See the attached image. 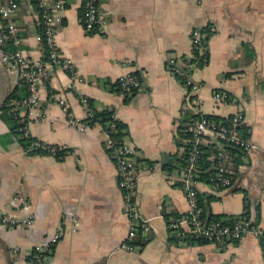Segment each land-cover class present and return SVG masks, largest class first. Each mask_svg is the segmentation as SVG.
<instances>
[{
  "label": "crops",
  "instance_id": "1",
  "mask_svg": "<svg viewBox=\"0 0 264 264\" xmlns=\"http://www.w3.org/2000/svg\"><path fill=\"white\" fill-rule=\"evenodd\" d=\"M82 1L65 0L58 12L57 41L75 71L71 75L55 68L51 84L65 94L78 119L83 118L82 93L95 109H112L124 125L123 140L134 147L142 168L134 200L141 215L151 218L150 229L134 238L136 250L119 247L128 217L105 135L98 127L80 131L72 126L42 91L46 112L31 121L29 133L69 151L62 157L29 154L15 139L0 142V214L36 217L29 228L16 226L0 235V264H14L11 245L30 247L58 229L61 238L41 264H264V0H102L103 33L83 28ZM20 2L15 18L21 48L27 58L37 59L38 9L31 0ZM195 26L214 31L204 65L191 70L192 81L199 84V104L189 106L185 97L190 87L167 70L166 62L173 53L188 73ZM129 73L138 74L141 85L122 95L115 85ZM9 75L13 90L17 78ZM215 92L227 99L216 100ZM236 113L254 148L239 153L241 163L232 162L231 187L213 189L204 179H197L196 187L210 213L224 216L222 220L243 219L246 230L224 243L171 241L166 217L187 209L179 185L186 154L185 140L177 133L180 120ZM7 130L0 120V135ZM19 194L30 200L29 209L18 205Z\"/></svg>",
  "mask_w": 264,
  "mask_h": 264
},
{
  "label": "built area",
  "instance_id": "2",
  "mask_svg": "<svg viewBox=\"0 0 264 264\" xmlns=\"http://www.w3.org/2000/svg\"><path fill=\"white\" fill-rule=\"evenodd\" d=\"M21 1V0H20ZM19 0H0V58L5 64L9 73H13L18 79H22L27 86L28 93L22 98L7 99L5 106L9 107L20 117L24 124V135H31L28 126L33 120L43 118L46 112V104L43 103L42 91H46V99L50 103H55L65 112L67 121L80 131H88L90 128L98 127L105 135V146L111 153L115 162L116 171L119 177V185L123 191L124 206L128 217V228L125 240L120 244V248L126 250H136L133 240L138 234H145L150 229V217L141 215L139 207L134 200L136 192V178L142 170L135 161V149L132 145L112 136L117 131L115 123L101 124L98 121L89 122L93 115V104L82 93L78 95L83 111V118L78 119L70 111L69 102L62 92L52 87L51 76L55 68H61L73 75L75 69L72 59L65 56L57 41L58 12L64 8L65 0H37L39 31L35 35L40 50V57L29 59L24 54L21 46L23 38L21 27L15 18V14L20 8ZM102 0H83L80 12V20L85 31L103 33L105 22L99 11ZM203 26H195L191 31L192 52L190 58L192 63L188 65V73L181 69L173 53L168 55L166 62L167 70L185 80L190 87L186 94L185 102L189 106L199 104L197 89L199 84L191 79V70L194 62L202 57L205 58L208 47L207 40L214 30ZM207 40H203V38ZM12 46L11 50H3L7 44ZM46 51V53H45ZM74 78V77H73ZM119 92L122 95L133 93L140 87V78L135 74H124L117 80ZM70 89L73 83L69 85ZM45 94V93H43ZM216 100H226L227 95L223 92H215ZM45 98V97H44ZM242 123L241 115L236 113L232 116L230 124L206 118L200 115L192 122L184 124L183 131L193 132L192 145L187 152L186 164L180 167V188L182 189L186 201L187 209L182 215H170L167 219L169 234L182 237H200L209 242L224 243L241 237L246 230V221L238 220L230 227L223 225L220 221H207L202 217L203 209L199 205L197 183L198 146L205 141L215 143V152L211 155L216 160L215 172L209 179V184L213 189L229 188L233 184L232 156L228 149L230 146L240 147L243 151L254 148V144L249 137H244L237 129ZM26 153L39 154V150H45L48 154L62 157L69 150L62 144H48L36 138L28 147L24 148ZM60 153V154H59ZM59 155V156H58ZM18 205L29 209L30 200L23 194L17 196ZM35 215L0 214V235L4 236V231L13 229L16 226L29 228L35 221ZM253 233L260 231L252 229ZM62 232L60 229L46 236L41 242L30 247H20L11 245L10 256L14 264L22 261L21 264H41L51 255L54 245L60 240Z\"/></svg>",
  "mask_w": 264,
  "mask_h": 264
},
{
  "label": "trees",
  "instance_id": "3",
  "mask_svg": "<svg viewBox=\"0 0 264 264\" xmlns=\"http://www.w3.org/2000/svg\"><path fill=\"white\" fill-rule=\"evenodd\" d=\"M32 3H34L37 7V0H31ZM206 26L204 27V29H202V31L206 30ZM203 40H207L206 38L202 37ZM11 50L12 46L8 43L7 45H5L3 47V50L8 51L9 48ZM46 53V51H45ZM193 59H188L187 62H192ZM204 65V61L202 59V57H199V59L197 61L194 62V66H202ZM139 77L138 74H135ZM140 78V77H139ZM17 86L12 90L11 95L9 97V99L11 98H22L25 97L28 93V89L26 84L24 83V81L22 79H18L17 81ZM116 90L119 92V83L116 82ZM136 91V90H135ZM200 115H193L192 118L185 120V119H181L180 120V124L179 127L177 129V133L179 135V137L183 141L184 147L186 148V154L183 156L182 159V165L186 164L187 161V152L189 151V149L191 148L192 145V137H193V132L186 130L183 131L185 128L184 124L187 122H192L195 119L199 118ZM206 118L221 122L225 125L230 124L231 121V116L228 118H223V117H218L215 115H205ZM0 120L2 122H4L7 127L8 130L6 133L1 134L0 135V142L5 144L8 142H12L14 139L17 140L22 146L23 148L28 147V145L34 141L36 138L34 136L31 135H24V124L23 122L20 120V117L17 116L16 113H14L13 111H10L9 107L7 106H3L0 109ZM95 121L100 122L101 124H106V123H115V127L117 129V131H114L112 133V136L119 139V140H123V134L122 133V128L124 127V125L120 122V120H118L115 115H114V111L112 109H103V110H98L95 109L93 107V115L91 117V120L89 121L91 124ZM237 129L242 133V135L244 137H248L249 136V131L246 125L244 124H240L237 126ZM198 149L200 151L199 155H198V170H197V179H204L207 182H209V179L213 176L214 172H215V165H216V160L211 156L214 152H215V143H209V141H205L204 143L200 144L198 146ZM228 149L231 151V156H232V162L234 161V163L238 164L241 163V157H240V152L244 153V151L237 146H230L228 147ZM238 152V156H235V153ZM39 154H46L47 152L45 150H39L38 151ZM60 154V153H59ZM59 156V155H58ZM236 157V158H235ZM198 200H199V205L202 207L203 209V214L202 217L207 220V221H212V220H216V221H220L223 225H228V226H232L233 223L235 221L241 220L239 218H237L236 216H227L224 220L222 215H214L212 213H210V211L206 208V205L204 203V200L202 198L201 195H198ZM247 214V211L245 212ZM170 215H178V214H169L166 217V220L168 219V217ZM169 239L171 241L174 242H179V241H185L186 243L190 244V243H207L208 240H205L203 238L200 237H192V236H186V237H182L179 235H175V234H169ZM232 241H235L234 239Z\"/></svg>",
  "mask_w": 264,
  "mask_h": 264
},
{
  "label": "water",
  "instance_id": "4",
  "mask_svg": "<svg viewBox=\"0 0 264 264\" xmlns=\"http://www.w3.org/2000/svg\"><path fill=\"white\" fill-rule=\"evenodd\" d=\"M11 92L10 75L5 64L0 59V109L10 97Z\"/></svg>",
  "mask_w": 264,
  "mask_h": 264
},
{
  "label": "rangeland",
  "instance_id": "5",
  "mask_svg": "<svg viewBox=\"0 0 264 264\" xmlns=\"http://www.w3.org/2000/svg\"><path fill=\"white\" fill-rule=\"evenodd\" d=\"M11 76L14 78V74L13 73H11Z\"/></svg>",
  "mask_w": 264,
  "mask_h": 264
}]
</instances>
